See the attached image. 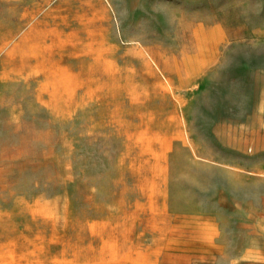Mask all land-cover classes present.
<instances>
[{
  "label": "rangeland",
  "instance_id": "obj_1",
  "mask_svg": "<svg viewBox=\"0 0 264 264\" xmlns=\"http://www.w3.org/2000/svg\"><path fill=\"white\" fill-rule=\"evenodd\" d=\"M0 264H264V0H0Z\"/></svg>",
  "mask_w": 264,
  "mask_h": 264
}]
</instances>
